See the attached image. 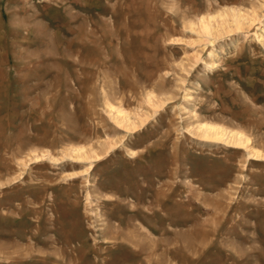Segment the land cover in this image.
I'll list each match as a JSON object with an SVG mask.
<instances>
[{"label": "rangeland", "instance_id": "374dc122", "mask_svg": "<svg viewBox=\"0 0 264 264\" xmlns=\"http://www.w3.org/2000/svg\"><path fill=\"white\" fill-rule=\"evenodd\" d=\"M0 264H264V0H0Z\"/></svg>", "mask_w": 264, "mask_h": 264}, {"label": "bare ground", "instance_id": "6f19581e", "mask_svg": "<svg viewBox=\"0 0 264 264\" xmlns=\"http://www.w3.org/2000/svg\"><path fill=\"white\" fill-rule=\"evenodd\" d=\"M204 129H205L204 136L205 138H208V139L222 140L226 136V132L224 133L223 130L217 129L216 127H213V125L212 126L207 125L204 127ZM230 138L238 146H245L248 143V140H246L241 134L232 133Z\"/></svg>", "mask_w": 264, "mask_h": 264}]
</instances>
